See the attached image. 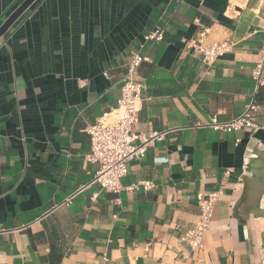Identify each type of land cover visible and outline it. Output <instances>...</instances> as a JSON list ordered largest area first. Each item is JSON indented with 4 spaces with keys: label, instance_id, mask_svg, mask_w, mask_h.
I'll list each match as a JSON object with an SVG mask.
<instances>
[{
    "label": "crops",
    "instance_id": "obj_1",
    "mask_svg": "<svg viewBox=\"0 0 264 264\" xmlns=\"http://www.w3.org/2000/svg\"><path fill=\"white\" fill-rule=\"evenodd\" d=\"M24 1L0 0V27ZM263 23L264 0H35L0 38V264H264V216L235 213L264 130L211 125L255 101ZM157 26L164 39L146 41ZM186 40L231 48L207 64ZM136 52L149 58L136 129L164 135L122 180L155 188L117 194L91 184L85 128L117 106ZM258 104L263 122L264 91ZM210 192L193 249L183 236Z\"/></svg>",
    "mask_w": 264,
    "mask_h": 264
},
{
    "label": "built area",
    "instance_id": "obj_2",
    "mask_svg": "<svg viewBox=\"0 0 264 264\" xmlns=\"http://www.w3.org/2000/svg\"><path fill=\"white\" fill-rule=\"evenodd\" d=\"M261 33L260 59L253 69V78L257 87L264 85V23ZM164 36V28L157 26L144 38L146 41L159 43L164 39ZM185 48L198 51L203 62L212 64L218 57L230 50L231 43L222 41L204 44L196 40H186ZM148 60V57L137 52L132 54L123 75L122 94L117 106L85 128L90 138V150L86 153L85 158L97 167L91 184H98L103 190L118 194L123 190L150 192L155 188L153 181L149 179L139 180L128 185L122 184V180L128 175L129 163L134 159L145 157L153 141L161 139L164 135L163 132L146 133L136 129L139 113L147 99L145 96L146 84L136 77L143 62ZM106 76L109 78V74ZM259 111L260 105L255 100L242 115L226 121H221L215 116L211 125L215 130L223 132H236L243 128L264 130V121H257ZM218 197V192L197 195L198 222L183 236V240L193 249H201L203 246V237L210 228ZM103 258L105 262L108 260L107 256Z\"/></svg>",
    "mask_w": 264,
    "mask_h": 264
},
{
    "label": "water",
    "instance_id": "obj_3",
    "mask_svg": "<svg viewBox=\"0 0 264 264\" xmlns=\"http://www.w3.org/2000/svg\"><path fill=\"white\" fill-rule=\"evenodd\" d=\"M34 1L25 0L5 21L0 27V38ZM246 172L248 174L243 177V194L235 207V213L242 222H245L251 214L264 216V209H261V202L264 197V150H254L253 155L246 164Z\"/></svg>",
    "mask_w": 264,
    "mask_h": 264
},
{
    "label": "trees",
    "instance_id": "obj_4",
    "mask_svg": "<svg viewBox=\"0 0 264 264\" xmlns=\"http://www.w3.org/2000/svg\"><path fill=\"white\" fill-rule=\"evenodd\" d=\"M263 91H264V87L260 86L259 90L257 92V95H256V99H255L259 103L262 102V100H263ZM60 259H61V257H59V258L53 257L52 261L54 264H56Z\"/></svg>",
    "mask_w": 264,
    "mask_h": 264
}]
</instances>
